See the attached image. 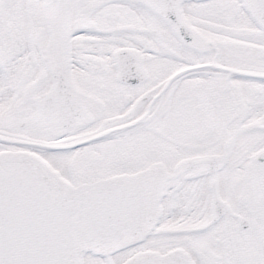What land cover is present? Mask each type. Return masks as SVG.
Segmentation results:
<instances>
[{"label": "snow or ice", "instance_id": "1", "mask_svg": "<svg viewBox=\"0 0 264 264\" xmlns=\"http://www.w3.org/2000/svg\"><path fill=\"white\" fill-rule=\"evenodd\" d=\"M0 264H264V0H0Z\"/></svg>", "mask_w": 264, "mask_h": 264}]
</instances>
